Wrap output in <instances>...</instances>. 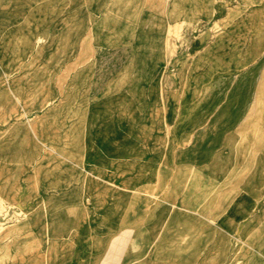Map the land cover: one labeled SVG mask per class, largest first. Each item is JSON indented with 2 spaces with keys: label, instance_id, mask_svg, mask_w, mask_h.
I'll return each mask as SVG.
<instances>
[{
  "label": "rangeland",
  "instance_id": "rangeland-1",
  "mask_svg": "<svg viewBox=\"0 0 264 264\" xmlns=\"http://www.w3.org/2000/svg\"><path fill=\"white\" fill-rule=\"evenodd\" d=\"M0 264H264V0H0Z\"/></svg>",
  "mask_w": 264,
  "mask_h": 264
},
{
  "label": "bare ground",
  "instance_id": "bare-ground-1",
  "mask_svg": "<svg viewBox=\"0 0 264 264\" xmlns=\"http://www.w3.org/2000/svg\"><path fill=\"white\" fill-rule=\"evenodd\" d=\"M224 79V78H223ZM253 108H256V104L253 105Z\"/></svg>",
  "mask_w": 264,
  "mask_h": 264
}]
</instances>
